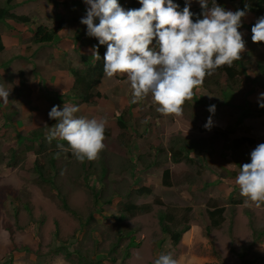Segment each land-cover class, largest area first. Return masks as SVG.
<instances>
[{
	"label": "rangeland",
	"instance_id": "rangeland-1",
	"mask_svg": "<svg viewBox=\"0 0 264 264\" xmlns=\"http://www.w3.org/2000/svg\"><path fill=\"white\" fill-rule=\"evenodd\" d=\"M4 2L5 0L0 1L2 5ZM64 3L66 4L65 12L68 13L65 18L69 21L79 17L81 20L86 15L87 5L83 0L64 1ZM128 6L141 7L138 0H128L123 8L126 10ZM38 15L39 8H36L33 18ZM2 24L4 29L9 28L6 21H2ZM87 37L88 41L95 39ZM77 62H79L78 58ZM114 78H108L106 81L114 80ZM109 83H113L111 87L114 90L121 85V91L116 97L108 93L107 96L111 101L102 109L97 106H88L91 109L81 111L85 106L81 104L83 106L79 107L80 111L76 114L87 119L107 118L105 128L112 130V135L103 141L106 147L99 153L93 165L97 173L100 172L102 165L105 166L107 174L102 179V184L100 182L97 184L94 177H90L88 182L100 191L99 200L102 203L100 210L93 211V214L91 210L94 208L95 199L81 176H78L80 174L78 164L64 157L65 154L59 157L56 160L58 174L55 180L61 195L78 213L76 217L61 208L60 198L50 188L49 183L41 184L33 167L36 159L33 154H23L17 164L10 161L9 150L21 151L23 149L22 145L18 146L16 141L19 138L18 134L24 135L25 131L30 128L27 125H30L31 121H23L24 124L17 131L13 120L10 119L6 125L4 123L7 118H0V264H9V261L10 264H69L62 255L54 253L57 247L68 248L70 252L81 251L91 259L100 261V264H110V258H117L115 264H154L159 255L168 253H172L177 264H264V237L258 240L255 238L257 233L264 228V205L256 207L252 202L245 203L246 198L238 197L239 192L236 193L234 199L240 200V203L230 204L229 199L225 198L227 192L216 186L210 191L206 190L207 188L202 191L197 185H193V188H188L186 185L166 188L161 184V169L158 174L150 179L145 177L144 180L153 188V194L148 197H135L133 192L142 183L136 184L134 181L140 178L138 170L133 172L128 170L129 155L132 157L136 154L143 144H152L154 148L169 146L170 140L181 137V134L192 135V130L182 120V117L178 116V120H175L178 121L175 127H171L174 124V120L171 119L162 128L161 123L158 126L150 124L149 132H147L145 127L148 125L145 123L146 126L139 127L137 136L130 138L127 135L126 138L118 139L121 131L118 130L116 121L111 115L115 109L125 106V98H131L130 83L124 74H121L118 79L115 78V82ZM115 83L116 86H114ZM237 90L239 87L235 92L233 88L232 90L227 87L223 88L220 98H232L234 93L237 94ZM241 90L243 91L242 88ZM64 96L68 98L69 93ZM237 96L241 98V95ZM67 101L70 104H80L72 97ZM147 104L149 107L152 101ZM230 104L231 102L228 105ZM221 113L222 115L220 112L217 113L219 116L216 117L214 124L222 122L225 124L227 114L223 111ZM216 128L214 125V133L205 136V143L215 141L219 131ZM20 131L21 133H18ZM251 134L257 136L256 130H252ZM143 135L144 137H141ZM195 135L197 134L193 132V136ZM195 141L202 142L199 137H196ZM39 143L34 145L38 146ZM44 146H46V151L39 156V160L46 166L44 171H48V156L46 155H48L47 149L52 148V145L46 141ZM173 170L180 174L187 170V167L177 166ZM219 170V177H226V172L220 168ZM231 176L233 177L232 183H234L232 186L239 187L236 183L237 176ZM206 181L204 177L202 185H205ZM114 189L117 193L133 196L132 199L138 204L151 205V211L119 223L116 215L121 200L113 194ZM111 196H114L112 204L105 205L103 202ZM210 199L217 200L224 205L226 213L222 226L207 232L206 226L209 222L206 221V214L203 210L205 203ZM24 206H27L30 212ZM189 208L190 210L186 212ZM169 211L177 213V220L186 214L189 216L190 229L182 235L177 245H173L170 238L161 231L158 219L159 212L169 213ZM129 228L134 229L131 236L134 237L137 246L130 250V257L123 261L121 252L128 244L130 237L118 241L120 237L118 233Z\"/></svg>",
	"mask_w": 264,
	"mask_h": 264
},
{
	"label": "clouds",
	"instance_id": "clouds-1",
	"mask_svg": "<svg viewBox=\"0 0 264 264\" xmlns=\"http://www.w3.org/2000/svg\"><path fill=\"white\" fill-rule=\"evenodd\" d=\"M83 2L88 7L80 23L87 26V36L98 40L94 46L97 60L101 59L98 46H107L104 76L111 79L126 75L130 103L150 96L155 111L163 116L181 114L193 89L220 67H231L245 48L238 29L247 15V4L244 10L232 11L217 0H211V6L210 0H198L201 11L197 14L190 10L192 0H185L182 11L174 0H138L141 7L128 10L118 0ZM251 32L254 43L264 42V16ZM9 94L0 85V101L5 105ZM257 102L264 109V92L258 95ZM79 111L76 104H64L62 109L53 106L48 117L56 123L45 133V140L49 144L56 139L66 141L58 143L57 148L70 152L80 163L91 162L106 147L103 141L107 118L87 119L77 116ZM207 111L214 114L216 105L208 106ZM204 127L211 129V115ZM236 183L245 203L264 205V143L251 151L249 163L240 166ZM154 264H177V260L172 253L161 254Z\"/></svg>",
	"mask_w": 264,
	"mask_h": 264
},
{
	"label": "crops",
	"instance_id": "crops-1",
	"mask_svg": "<svg viewBox=\"0 0 264 264\" xmlns=\"http://www.w3.org/2000/svg\"><path fill=\"white\" fill-rule=\"evenodd\" d=\"M64 1L81 0H12V4L15 6L11 9L10 13L16 17H26L29 21L26 23L19 22L8 17L4 21L8 23L9 28L6 27L4 29L3 24H0V34L4 46V51L0 53V85H3L10 92L8 97L9 101L6 105L0 101V118H7L6 116L8 114L14 123H22V121L30 120L33 123L39 122L38 125L45 124V121L49 118L48 113L50 111L49 105L45 100V92L48 91L59 95L69 93L68 91L72 87L73 80L67 70L69 68L81 69L84 67L80 61V56L87 58L88 61L91 60L89 62L94 64L95 52L88 45V37L86 35L87 26L80 23V17L78 19L74 18L71 21L65 18V15L68 13L65 12L66 4ZM219 1L226 10L232 11L240 7L241 1L243 5L247 4L251 9L253 3H255V0ZM118 2L124 7L128 0H118ZM0 4L2 5V3ZM3 5H5V2ZM194 6L196 8L200 7L198 0H194ZM36 8H39V15L33 18ZM260 17L262 15L254 11H248L247 15L242 18V27L238 29L245 42V48L240 54V59L234 61L233 64L240 73L238 78L241 81L240 86L243 91L239 88L237 94L234 93L232 98H220V92L223 91V88L227 87L231 90L233 88L235 92L238 87H230V84L227 83L224 76L219 77V85L214 84L213 76H206V82H203L202 85L193 89L192 98L185 101L182 106L183 111L179 115L163 116L157 113L155 106L151 104L148 107L147 102L151 101V98H145L141 104L139 102L136 103L133 109V113L141 118V122H143V119L151 118L154 120L152 122L153 125L158 126L161 123V128L166 122H170L171 119L174 120V124L171 127H175V124L178 122L175 120H178V116H181L182 120L189 126V129L192 130V135L189 134V136H186L185 134H181L179 139L187 140L189 144L193 145V151L189 156L193 159L192 161L195 165L203 168L199 189L203 191L207 188L206 190L210 191L216 186L218 189L227 192L225 198L229 197L233 191L236 193L239 192L237 185L232 186L234 183H232L233 177L231 175L238 177L240 171L239 166L249 163L251 151L264 141V114H259L256 111L258 107V95L264 92V42L254 43L251 39V30L246 29L247 26L256 23ZM60 21H64L65 28L57 33L52 45H39L34 43V33L40 25L55 28ZM95 22L98 23V20ZM77 58L79 62H77ZM120 75L115 78L118 79ZM115 78L108 82L106 81L108 79L107 77L104 76L103 78L101 92L106 95L108 102L111 101L109 96H107L108 93L116 97L117 93L121 91V85L117 90H114L111 87L113 83H109L115 82ZM114 86H116V83ZM246 86L248 87L247 89L245 88ZM126 90L129 92L127 88ZM208 95L213 97L209 98ZM237 95H241V98ZM121 97L123 96L121 95ZM195 99L203 100L205 107L204 113L203 110L201 111L203 114L201 112L198 115L195 114L198 108L195 106ZM229 102H231L230 105H228ZM248 103L250 104L249 106ZM65 104H70V102ZM213 104L216 105V111L214 114H210L207 108ZM237 105L239 107L242 106L240 110L244 109V112L251 114V116L243 119L241 121L242 124L235 127V131L228 135L227 142L245 137L253 139L255 142L254 145H243L238 149L232 150L229 146L221 144L217 136L215 141H210L209 144L208 142L205 143V136L214 133V125L219 129L217 133H220L227 129L229 125H234L240 119V110L236 109L234 112L232 110ZM78 106L82 108L83 105L79 104ZM84 109L91 108L85 105L81 111ZM221 111L227 114L225 124L223 122L221 124H214L216 117L219 116L217 113L220 112L222 115ZM144 113H151V116ZM210 115L212 117V127L208 131H203L204 125ZM252 130H256L257 136L251 134ZM193 132L197 135L193 136ZM196 137H199L202 142L195 141ZM170 142H168L169 146ZM169 146H160L166 148L168 151L167 155L159 158V161L163 163L162 166L169 168L171 172H175L173 169L177 166L184 165L188 167L189 164L187 165L184 162H171L169 148H167ZM151 151L154 156L158 149L152 148ZM219 168L226 172V177H219ZM161 169L157 165L154 166L149 170V174L146 177L150 179L155 174H158ZM185 171L187 172L188 169ZM204 177H206L207 181L205 185H202ZM186 186L193 188L196 184L194 186L187 184Z\"/></svg>",
	"mask_w": 264,
	"mask_h": 264
},
{
	"label": "trees",
	"instance_id": "trees-1",
	"mask_svg": "<svg viewBox=\"0 0 264 264\" xmlns=\"http://www.w3.org/2000/svg\"><path fill=\"white\" fill-rule=\"evenodd\" d=\"M230 2H233L234 0H229ZM174 3H177L179 5V9L181 10L185 7V0H174ZM217 3L221 5L220 1L217 0ZM14 4H12V0H5V5L0 4V24L2 21H4L6 18L10 17L16 21L19 22H28L29 20L26 17H16L14 14H11L10 11L11 9L14 8ZM210 6H211V0H210ZM222 6V5H221ZM245 5H243V2H240V7L237 9L244 10ZM128 9H138L135 6H128L126 7V10ZM190 10L193 13L199 14L201 11V8H196L194 6V0L191 2V8ZM248 11L252 12L254 11L255 13H258L259 15L264 16V0H255V3H253V7H248ZM247 11V12H248ZM195 19V17H194ZM256 23H253L249 26H247V30H251L252 27ZM65 28V23L64 21H60L55 28H48L44 25H40L35 33H34V43L39 44V45H52L54 40L56 39L57 33L61 31L62 29ZM88 45L91 46V48L94 50V46L98 45V40L92 39L91 41H88ZM107 50L106 45H100L98 46V52L101 57L100 60L96 59L95 56V62L94 64L89 62L91 60H87V58L80 56V61L83 63L84 67L79 69V68H69L67 70L68 74L72 78V88L69 91V97L75 99L78 101L80 104H85L86 106H97L98 108H104L106 104L108 103V98L106 95H104L101 92V87L103 84V57L104 54ZM4 51V46L3 42L1 39V34H0V53ZM259 62V61H258ZM215 75V76H214ZM239 75L240 73L237 71L236 66L233 64L231 67L227 66H222L220 67L216 72H214L211 76L214 78V84H218L220 82V76H224L225 80L227 83L230 84V87L237 86L241 88L240 83L241 81L239 80ZM217 77V78H216ZM206 82V77L204 80V83ZM71 93V94H70ZM65 96L59 95V94H54L51 92L46 91L45 92V100L49 105V110L53 106H60L62 109L63 105L67 103L68 99L64 98ZM131 98H127L125 101V106L122 108L120 107L119 109H115L114 112L112 113L111 116L114 117L116 121V126L119 131H121V134L118 135V139L127 137H134L137 136L135 132H138L139 127L142 126L143 124L146 123L148 125L146 127V131L149 132V125L154 122L153 119H143V122H141V118L139 116H136L133 113V109L135 108L136 104L130 103ZM142 101L139 102L141 104ZM246 102V101H245ZM195 106H197V110L195 114H199L202 110L204 113V104L203 100H198L195 99ZM144 104V103H143ZM142 104V105H143ZM250 104L248 103V106ZM242 106L239 107L237 105L235 108H232L233 112L236 109L241 108ZM256 111L259 114H264V109L260 108L259 105L256 109ZM201 112V114H203ZM151 116V113L147 114ZM205 116V115H204ZM248 116H251V114H246L244 112V109L240 110V119L236 121L234 125H229L227 129L221 131L220 133L217 134V138L220 139V143L224 144V146H229L230 149H238L242 147L243 145H248L252 146L254 145V140L250 138H240V139H234L230 142H227V137L228 135L232 134L235 131V127L239 126L242 124V120L247 118ZM7 121L4 123L8 125L10 121V116L7 115ZM18 122V121H17ZM56 123L55 120L52 119H47L45 121V124L43 125H38V123H33L31 121L27 125L30 128L25 131V136L22 134H18V141L17 145L23 147L21 151L17 150H9V158L10 161L14 164H17V161L19 159H22L21 157L23 154H33L36 159L33 163V167L36 170V173L38 175L39 180L41 181V184H50V188L54 190L57 195L60 198L61 202V208L73 216L78 215L76 210L74 208H71L68 202L66 201L65 197L61 195L60 190L56 186V176L58 174L57 170V164L56 160L63 156L68 157L70 161H73L76 165L78 164L80 168V174L78 176H81V179L83 182L86 183V186L89 188V190L93 193V197L95 199V204L93 205L94 208L91 210L92 214L93 211H98L100 210V207L102 203H100V191H98L95 188V185H89V179L90 177L96 178V183L99 184V182H102V179L105 177L107 174L105 166H101V170L99 173H97L94 170V161L88 162L85 161L84 163L78 162L70 152L68 151H61L60 149L57 148L58 143H63L66 144V141H61V140H53L51 143V147L47 149L48 151V159H47V169L48 171H44L46 169V166L44 165L43 162H40L39 156L43 154L46 151V146L45 145V133L49 130L50 127L54 126ZM3 124V125H4ZM24 124L22 123H14V126H17V131L18 129ZM138 124V125H137ZM203 126V125H202ZM22 131V130H21ZM18 132V133H21ZM135 131V132H134ZM203 131H208V129L203 128ZM132 132V133H131ZM134 133V134H133ZM112 135V130L110 128H105V138H109ZM141 137H144L141 136ZM25 142L27 143L26 145H23L22 143ZM37 142H40L38 146H35ZM189 141L179 139V137L171 140L170 146L167 147L169 148V153L171 157V162L172 163H180L184 162L189 166L187 167L188 170H191L190 172H185V174L180 172V174L183 173V175L177 174L176 172H171L169 168H164L162 165L163 163L159 161V158L162 157L163 155H167L168 151L166 148L159 147L157 148L158 151L157 153L152 155L151 149L154 148V145L152 147V144L150 145H145L141 146L136 154H134L132 157L129 155V161L128 162V170L129 172H133L135 170H138L139 177L136 178L135 183L138 184V182L142 183V185L133 192L135 197L137 198H142V197H148L153 194V188L149 185H147L144 180L145 177L149 174V170L152 169L154 166H158L159 168H162V173H161V184L163 187L166 188H178L182 187L184 185H197L199 186L201 184V177L203 174V168L201 166L195 165L193 163V159L190 158L189 154L193 151V145L188 143ZM264 143V141H263ZM130 144V143H129ZM227 144V145H226ZM128 149V147H127ZM59 152V156L56 155V153ZM240 167V166H239ZM78 172V171H77ZM47 173V174H46ZM46 174V175H45ZM102 184V183H101ZM113 194L118 197L121 202L119 203V209H118V214L116 215V220L119 223L126 222L132 218H135L139 215L149 213L151 211V205L149 204H138L134 201L133 196L131 195H123L120 194L119 192H116V189L113 190ZM236 192H231L230 196L227 197L229 199L230 204H238L240 203V200L234 199ZM241 197V196H238ZM114 196H111L110 198L106 199L105 202H103L105 205H111L113 202ZM24 208L30 212V209L27 206H24ZM190 210L187 209L186 212ZM205 211L206 214V221L209 222V224L206 226L207 232L211 231V229H219L222 224L225 221V213H226V207L222 204H220L217 200L210 199L207 203H205ZM171 212V213H170ZM177 213H174L172 211H169V213H163L159 212L158 213V219L161 227V231L167 235L173 245H177L184 233H186L190 228H189V216L186 214L185 216H181L180 220H177L176 215ZM134 233V229H128L126 231H120L118 233L119 240L121 241L124 238L130 237V240L128 244L124 247L122 250V260H127L130 257V250L133 248H136L137 244L134 242V237L131 235ZM264 237V228L263 230L259 233H257V236H255L256 240ZM116 247V245H115ZM115 247L112 248V251L114 252ZM55 254H60L63 256L64 260L68 262L69 264H100V261H95L94 259H91L88 255L82 253L81 251H73L70 252L68 248L64 247H57L54 249ZM110 264H115L117 261V258H110ZM8 264V263H5ZM10 264V261H9Z\"/></svg>",
	"mask_w": 264,
	"mask_h": 264
}]
</instances>
